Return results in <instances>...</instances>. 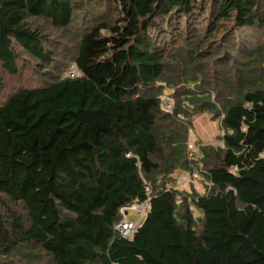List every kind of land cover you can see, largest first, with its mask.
<instances>
[{
  "label": "trees",
  "instance_id": "trees-1",
  "mask_svg": "<svg viewBox=\"0 0 264 264\" xmlns=\"http://www.w3.org/2000/svg\"><path fill=\"white\" fill-rule=\"evenodd\" d=\"M113 1L106 15L104 0H0V91L5 73L30 63L45 80L0 104L1 203L27 214L12 213L11 231L0 216L4 256L264 264V0ZM29 18L66 32L87 24L68 34L79 75ZM206 112L223 145L194 160L189 130ZM177 170L199 171L208 190L169 187ZM148 198L142 225L123 237L121 208Z\"/></svg>",
  "mask_w": 264,
  "mask_h": 264
},
{
  "label": "rangeland",
  "instance_id": "rangeland-1",
  "mask_svg": "<svg viewBox=\"0 0 264 264\" xmlns=\"http://www.w3.org/2000/svg\"><path fill=\"white\" fill-rule=\"evenodd\" d=\"M106 1V4L101 5L100 11H105L104 13L110 14L109 6L114 5L113 0H104ZM85 3H88L90 5V0H84ZM98 11V10H96ZM33 25H39L46 35H50L51 37V43L48 45L55 53L54 56L56 59H59L64 56L67 53L66 62L68 65H73V58L72 54L75 49V39H68L70 37L68 34L75 33L77 35L81 34L83 30L85 29V22H83L81 19L78 21V26H75L74 28H71L69 32L57 30L54 28L50 21H47L43 18H29L28 19ZM89 25V24H88ZM50 33V34H48ZM66 41V44L64 46L63 42ZM65 50L69 51L66 52ZM60 51H63L61 53V56L59 57L57 53ZM71 65L67 68L69 69ZM66 69V70H67ZM40 70L36 71L33 69L32 64H26L22 65L21 70L16 75H8L5 73V81L4 86L0 91V104H2L8 96L14 92L17 91L20 88L29 87V86H37L42 85L45 83V80L43 79L42 73H39ZM212 73L209 72V78L211 79ZM215 81V80H213ZM217 87V86H215ZM161 94H167L172 95V89L165 87L164 91ZM223 134V128L221 125V122L219 119H215L213 113H199L196 116L193 117V127L189 130V138H188V149L189 154L192 159L197 160L202 157L201 153V147L207 146V145H223V141L221 139ZM173 179H177V182L173 183L170 182V185H175L176 188H178L180 191H187V192H193L194 190L199 193H205L207 188V182L204 179L203 175L197 171V172H189L186 170H177L172 175ZM172 180V179H171ZM6 198L4 195L0 196V216L4 218L3 227L7 231H11L12 225V213H17L19 215H23L27 217V214L23 208H21L18 205H14L10 202L9 205L6 207L1 201H4ZM10 209H7V208ZM11 210V212H10ZM139 214L137 211L130 210L129 216L131 219L136 218L137 216L134 215ZM195 215H200V211L198 209H194ZM24 221L27 220V218L23 219ZM4 250L0 249V264H32L28 260H20L16 255H11V257L8 259L4 256Z\"/></svg>",
  "mask_w": 264,
  "mask_h": 264
},
{
  "label": "built area",
  "instance_id": "built-area-1",
  "mask_svg": "<svg viewBox=\"0 0 264 264\" xmlns=\"http://www.w3.org/2000/svg\"><path fill=\"white\" fill-rule=\"evenodd\" d=\"M68 73L70 76L74 77L79 75V71L75 66L70 67V69L65 72ZM163 107L167 111H173L175 107V102L171 95L163 94L162 96ZM179 118H183V115L180 114ZM148 195L151 194V190L147 187ZM149 199L146 200H135L130 205L124 206L121 208V219L116 223L115 229L125 238L133 237L134 233L137 229L142 225L149 209H150V202ZM137 211L139 214H135L136 218L131 219L129 216V211Z\"/></svg>",
  "mask_w": 264,
  "mask_h": 264
}]
</instances>
